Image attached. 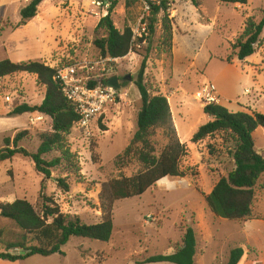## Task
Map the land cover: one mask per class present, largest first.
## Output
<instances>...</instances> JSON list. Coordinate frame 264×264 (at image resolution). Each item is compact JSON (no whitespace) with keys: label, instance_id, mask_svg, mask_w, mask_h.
<instances>
[{"label":"rangeland","instance_id":"rangeland-1","mask_svg":"<svg viewBox=\"0 0 264 264\" xmlns=\"http://www.w3.org/2000/svg\"><path fill=\"white\" fill-rule=\"evenodd\" d=\"M30 1L0 0V61L39 60L54 68L106 59L108 56H101L95 40L105 36V30L97 25L109 8L120 30L130 26L134 31L143 14L141 0H116L113 7L111 0H101L100 6L95 0H44L40 12L22 22L21 8ZM167 1L166 9L157 15L153 36L141 47L135 45L141 41L137 39L126 56L116 58L115 75L121 87L114 99L89 128L75 124L66 135L71 151L77 155L79 172L67 175L55 168L46 178L35 169L31 158L17 154L0 162V202L25 198L39 210L44 183V192L53 197L61 211L77 214L86 223L100 222L103 183L121 175L131 176L140 168L136 161L120 166L117 156L137 130L142 102L135 80L143 60L144 80L150 92L167 96L178 135L188 147V154L180 162L184 176H169L140 196L116 201L109 241L71 237L62 247L63 253L18 261L0 259V264H138L136 261L150 255L175 252L186 226L196 232L195 264H228L231 249L240 245L251 248L243 264H264V225L252 228L243 226L245 221L221 219L205 201L219 178L235 167L231 154L235 139L221 131L200 142L191 141L194 132L210 119L204 113L207 102L203 95L207 90L231 111L264 113V30L254 54L244 60L233 57V44L246 22L262 18L264 0H248L246 4L197 0V5L192 0ZM166 14L172 19L171 47L164 41L162 19ZM127 75L131 79H126ZM37 78L28 73L0 78V147L5 146V138L13 139L27 130L29 135L19 145L36 151L39 134L52 129L49 116L11 115L19 104L42 102L46 88ZM253 136L256 150L264 154V127H258ZM153 140L158 151L168 141L160 128ZM57 154L55 151L47 157ZM65 176L69 191L57 185V179ZM255 190L253 211L264 221V174ZM0 230L6 240L20 232L14 222L3 217Z\"/></svg>","mask_w":264,"mask_h":264},{"label":"trees","instance_id":"trees-1","mask_svg":"<svg viewBox=\"0 0 264 264\" xmlns=\"http://www.w3.org/2000/svg\"><path fill=\"white\" fill-rule=\"evenodd\" d=\"M44 0H31L21 8L22 22L34 18L42 9ZM195 5L197 0H192ZM227 4H246L248 0H221ZM167 0L155 7L149 23L150 38L155 32L154 23L160 11L167 7ZM112 7L117 4L111 0ZM111 8L103 16L97 28L105 30V36L95 40V45L103 57L122 58L132 49L133 30L125 26L118 29L110 15ZM165 43L171 47L173 38L172 19L166 14L162 19ZM264 30V12L260 20L250 18L240 38L233 44V57L244 60L256 51ZM233 57L228 58L230 61ZM145 60L138 72L135 84L141 96V107L137 115V130L124 151L117 156L120 166L132 161L140 168L131 176L121 175L104 182L100 192L102 201V219L97 223H86L77 214L64 213L60 206L44 192L42 183L40 193L41 208L38 210L25 198L12 202H0V217L14 222L20 232L12 240H6L0 230V259L9 261L24 260L34 255L50 256L63 253L62 247L71 237H83L100 241H109L113 235V207L116 201L140 196L154 186L160 179L172 176H184L181 159L188 154L186 143L182 142L174 124L171 107L167 96L152 94L144 80ZM17 73L36 74L38 81L46 88L40 104L22 103L13 109L11 115L37 113L52 119V129L39 134L40 145L36 151L20 146L19 142L29 135L27 130L18 132L13 139L5 138V146L0 147V162L21 154L29 157L35 169L50 178L55 168H61L68 174L80 170L77 155L73 153L66 140L80 116L73 104L64 95L62 85L56 77V69L39 60L12 61L8 58L0 61V78ZM106 83V81H104ZM204 113L210 119L202 124L192 135L191 141L200 142L218 132H229L235 139L231 151L234 169L221 176L210 193L205 196L209 209L217 217L233 221L258 219L253 206L256 200V186L264 174V154L256 150L254 131L264 127V113L257 111H231L219 103H210L204 107ZM163 129L167 137L166 145L158 151L153 140L157 129ZM58 154L49 158L53 152ZM68 176L57 179V185L63 191L70 190ZM182 242L176 245L171 254H154L138 264L153 262H172L174 264H195L196 232L190 227L184 228ZM18 249L19 252H12ZM251 248L240 245L231 249L228 264H243L249 257Z\"/></svg>","mask_w":264,"mask_h":264},{"label":"built area","instance_id":"built-area-1","mask_svg":"<svg viewBox=\"0 0 264 264\" xmlns=\"http://www.w3.org/2000/svg\"><path fill=\"white\" fill-rule=\"evenodd\" d=\"M162 1L141 0L143 14L133 31L132 48L137 39L141 41L135 45L141 47L150 37L149 20L153 17L154 8L161 6ZM95 4L100 6L102 1L95 0ZM116 60L114 57H107L97 61H76L63 67H54L55 78L60 81L64 95L80 116L76 124L82 128H89L102 113L105 105L114 99L118 89L108 84V79L115 75ZM203 97L207 104L218 103L211 90L205 91Z\"/></svg>","mask_w":264,"mask_h":264},{"label":"water","instance_id":"water-1","mask_svg":"<svg viewBox=\"0 0 264 264\" xmlns=\"http://www.w3.org/2000/svg\"><path fill=\"white\" fill-rule=\"evenodd\" d=\"M126 79H131V75H127ZM108 84L119 89L121 87L120 79L118 75H114L108 79Z\"/></svg>","mask_w":264,"mask_h":264},{"label":"crops","instance_id":"crops-1","mask_svg":"<svg viewBox=\"0 0 264 264\" xmlns=\"http://www.w3.org/2000/svg\"><path fill=\"white\" fill-rule=\"evenodd\" d=\"M219 218H221V217H219ZM221 219H224V218H221ZM245 225H247V227L256 228V226L264 225V221L259 220V219L248 220V221L243 222V226H245ZM248 264H251V263H248Z\"/></svg>","mask_w":264,"mask_h":264},{"label":"bare ground","instance_id":"bare-ground-1","mask_svg":"<svg viewBox=\"0 0 264 264\" xmlns=\"http://www.w3.org/2000/svg\"><path fill=\"white\" fill-rule=\"evenodd\" d=\"M168 179H169V176L164 177V178L160 179L159 181H161V180L167 181Z\"/></svg>","mask_w":264,"mask_h":264}]
</instances>
